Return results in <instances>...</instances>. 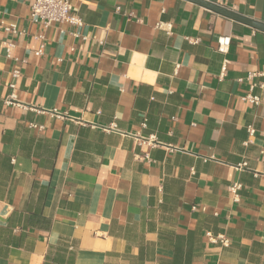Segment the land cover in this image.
<instances>
[{"label": "crops", "instance_id": "0c3cea01", "mask_svg": "<svg viewBox=\"0 0 264 264\" xmlns=\"http://www.w3.org/2000/svg\"><path fill=\"white\" fill-rule=\"evenodd\" d=\"M67 1L81 26L0 0V264H264V33L187 0ZM209 2L264 23V0Z\"/></svg>", "mask_w": 264, "mask_h": 264}, {"label": "built area", "instance_id": "2783aa9c", "mask_svg": "<svg viewBox=\"0 0 264 264\" xmlns=\"http://www.w3.org/2000/svg\"><path fill=\"white\" fill-rule=\"evenodd\" d=\"M29 2L30 9V20L34 24H40L45 27L50 26L51 24H68L72 26H81L82 21L71 15V6L67 0H23ZM209 1V0H203ZM160 27V26H158ZM0 30L10 34V35H19V32L14 25H4L0 24ZM3 48L5 52V57L11 60H17L13 57V51L15 49V44L12 41L6 40L3 42ZM42 46L40 49L35 52V55H40L42 53ZM20 76V72L15 70L12 72V77L17 79ZM255 77V74H250L247 78L248 80ZM10 89H15V84H10ZM262 90L264 89L263 85L259 86ZM241 101L247 102L251 105L257 106L260 103L259 96H252L247 94L240 98ZM16 102L15 94H11L6 100V104H12ZM249 134H253V130L249 129ZM239 186H234L232 190H237ZM208 239L212 242H216V238H213L210 234H206ZM223 246L227 245V241L222 237L218 238Z\"/></svg>", "mask_w": 264, "mask_h": 264}, {"label": "water", "instance_id": "95a60500", "mask_svg": "<svg viewBox=\"0 0 264 264\" xmlns=\"http://www.w3.org/2000/svg\"><path fill=\"white\" fill-rule=\"evenodd\" d=\"M189 2H192L198 6L204 7L218 15H221L223 17H226L228 19L237 21L239 23L245 24L257 31L263 32L264 33V23L258 22L255 20H251L249 18H246L244 16H241L240 14H237L235 12L230 11L229 9L216 5L212 2L209 1H203V0H187Z\"/></svg>", "mask_w": 264, "mask_h": 264}]
</instances>
